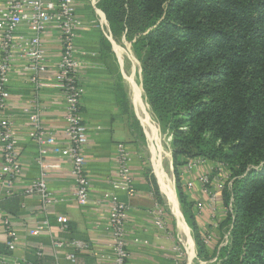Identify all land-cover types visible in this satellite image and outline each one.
Listing matches in <instances>:
<instances>
[{"label":"trees","instance_id":"trees-1","mask_svg":"<svg viewBox=\"0 0 264 264\" xmlns=\"http://www.w3.org/2000/svg\"><path fill=\"white\" fill-rule=\"evenodd\" d=\"M109 8L133 41L147 103L170 132L176 192L193 231L201 232L183 166L224 162L232 181L220 207L231 202L232 211L207 227L216 233L230 220L228 264H264V0H111L108 21Z\"/></svg>","mask_w":264,"mask_h":264},{"label":"crops","instance_id":"crops-1","mask_svg":"<svg viewBox=\"0 0 264 264\" xmlns=\"http://www.w3.org/2000/svg\"><path fill=\"white\" fill-rule=\"evenodd\" d=\"M76 12L84 22L77 33L75 45L77 58L84 65L79 73L84 89L79 112L83 124L91 128L85 147L90 201L83 207L76 204L66 159L53 153L39 155L38 146L28 137L33 127L31 116L35 112L23 113L21 109L36 98L40 104L36 111L39 123L53 134L57 145L64 144L63 96L54 84L59 43L55 34H49L44 39L48 59L41 87L36 90L24 74L11 73L7 115L14 123L21 172L8 195H3L0 187V252L21 264H110L102 257L108 253L109 238L108 205L104 195L113 193L129 205L125 221L128 252L125 264H176L175 240L168 216L165 228H158L152 219L151 210L155 203L162 207L163 204L156 197L153 179L147 174L138 151L136 133L122 108L123 85L119 79L122 70L116 63L113 43L102 36L94 23L95 13L90 0H78ZM117 143L125 144L131 154L135 193L130 197L116 191L110 183ZM40 162L59 164V168L48 170L45 177L47 188L56 199L46 208L42 206L38 194L26 192L28 184L39 175ZM194 197L204 200L198 192ZM59 216L67 218L66 229L60 228ZM4 218H8L16 236L13 250H8L4 243ZM198 218L200 223H204L207 214L203 213ZM43 220L48 221L49 232L31 235L29 231ZM52 240L79 241L85 247L79 250L69 247L54 249ZM39 251L41 255H37ZM68 254H72L71 259L66 258Z\"/></svg>","mask_w":264,"mask_h":264},{"label":"built area","instance_id":"built-area-1","mask_svg":"<svg viewBox=\"0 0 264 264\" xmlns=\"http://www.w3.org/2000/svg\"><path fill=\"white\" fill-rule=\"evenodd\" d=\"M77 2L78 0H0V187L3 195L10 193V188L21 172L14 123L7 115L9 114L7 110L9 109L11 73L15 71L24 74L27 82L38 90L42 85V74L47 69L48 54L44 39L49 34H55L59 48L54 65V84L63 96L64 144L57 145L53 134L39 123L36 111L40 104L36 98L27 102L21 109L23 113L35 112L31 116L33 127L28 137L38 146L39 155L42 157L53 153L66 159L69 162L68 172L74 185L73 198L76 204L83 207L90 201V181L86 169L85 147L91 128L83 124L79 112V104L84 92L79 73L84 65L77 58L78 50L75 40L84 22L76 12ZM113 160L114 171L110 181L112 187L129 197L133 196L135 188L131 154L125 144H116ZM39 167L38 177L28 184L26 192L38 194L42 206L46 208L56 199L48 190L45 177L48 170L59 168V164L40 162ZM181 176H183L185 190L191 193L190 198L195 203L196 216L206 213L208 225L216 228L220 219L227 212L232 211L231 202L227 207H220L221 192L232 181L227 165L224 162L198 158L188 161L183 166ZM196 192L204 196V200L196 199L194 197ZM104 199L108 205L109 238L108 253L102 257L110 264H125L128 258L125 221L129 205L121 202L113 193L105 194ZM151 214H153L154 224L158 228H165L164 208L155 203ZM57 221L61 229L67 228L66 217L59 216ZM3 226L6 235L5 246L8 250H13L16 236L8 218L3 219ZM49 229L48 221L43 220L29 233L38 235L49 232ZM214 235L215 230L207 228L201 236L203 243L210 245ZM52 247L54 249L69 247L79 250L85 245L79 241L52 240ZM178 249L179 247L175 244L174 250L178 251ZM41 254V251L37 252V255ZM66 258L71 259L72 254H68ZM0 264L21 263L0 252Z\"/></svg>","mask_w":264,"mask_h":264},{"label":"rangeland","instance_id":"rangeland-1","mask_svg":"<svg viewBox=\"0 0 264 264\" xmlns=\"http://www.w3.org/2000/svg\"><path fill=\"white\" fill-rule=\"evenodd\" d=\"M90 1L91 4L92 1L94 3V6L92 5L93 13H95L94 23L97 25L104 38L107 39L108 37L109 39H111L113 43L112 50L114 52L116 63L118 66L119 64L121 66L122 72L120 73L119 79L121 80V84L123 85L121 101L122 108L127 115V119L131 122L133 131L136 133V143L138 145V151L145 165L146 171L148 172L147 174L153 179V187L156 197L163 204L166 216H168V219L171 222V230L174 235L175 244L179 247L178 251H176L175 254L176 264H228V253L231 246L230 232L232 229L230 220L222 224L218 232L215 233L211 244L206 245L209 248L207 249L204 247V252L201 253L196 245L195 236H197L198 234V236L200 237L205 232V230H207L209 225L207 221V225L206 222L200 223V218H198V216L196 217L195 214L198 228L201 229V232L198 231V233L195 234L191 226V221L189 219L190 208H188V206H183L178 199L174 180V165L171 155L172 148L170 132L167 130L166 126L161 125L157 118L154 116L143 94L141 88L140 62L133 51V41L127 39L125 31L121 32V23L118 16L114 14V8H109L112 12V15H109L108 13L110 17V21H108L107 7H109L111 0ZM129 76H132L134 82L140 88L141 103L143 104L145 111H147L148 113L149 120L154 128V132H156L157 134L155 140L151 139L150 132H152V130L147 125L145 126L141 121V118L143 117L142 110H140V108L137 106L139 108L137 111L136 106L133 103V90L131 88L130 82L128 81ZM157 161H160V168L162 167L165 175H167V177H169V180L171 181L181 215L180 220L181 223L186 227L185 229L187 230V236L192 241L191 246H189L188 238L181 228V225L178 222V218L174 216L171 211V207L166 201V198L161 193L160 185L158 184L155 173V163L157 164ZM188 194V200L191 202V193L188 192ZM192 210L195 213L194 207H192ZM214 248L215 250H213ZM190 254H192L191 258H189Z\"/></svg>","mask_w":264,"mask_h":264},{"label":"bare ground","instance_id":"bare-ground-1","mask_svg":"<svg viewBox=\"0 0 264 264\" xmlns=\"http://www.w3.org/2000/svg\"><path fill=\"white\" fill-rule=\"evenodd\" d=\"M128 81L130 82L131 88L133 90L132 91V100H133L134 105L136 106V110L138 111L139 108H140V110H142L143 117L141 118V121L145 126L147 125L152 130V132H150L151 139L155 140L157 134H156V132H154V128H153V125L151 124V122L149 120L148 113H147V111H145L144 106L141 103L140 88L138 85H136L132 76L128 77ZM159 162L160 161H157V164L155 163V168H156L155 173H156V178H157L158 184L160 185L161 193L166 198V201L168 202L169 206L171 207L172 213L174 214V216H176L178 218V222L181 225V228L183 229L184 233L187 236V230L185 229L186 227L181 223V220H180L181 215H180L179 207L177 204L176 196H175V193L173 191L171 181L169 180V177H167V175H165V172L163 171L162 167L160 168ZM187 238L189 241V246H191L192 241L188 236H187ZM191 256H192V254H190L189 258H191Z\"/></svg>","mask_w":264,"mask_h":264}]
</instances>
